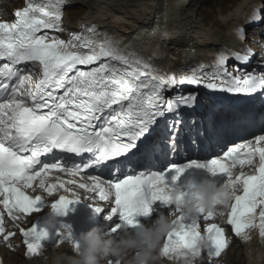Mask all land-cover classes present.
I'll return each mask as SVG.
<instances>
[{"label": "snow or ice", "instance_id": "1", "mask_svg": "<svg viewBox=\"0 0 264 264\" xmlns=\"http://www.w3.org/2000/svg\"><path fill=\"white\" fill-rule=\"evenodd\" d=\"M64 2L49 0L44 6L30 3L15 12V22H0V60L9 61L0 67V77L17 78L10 96L0 102V225L5 214L16 220L15 213L31 215L40 211L37 205L44 199L26 190L40 189L50 196L58 189L71 192V198L60 195L51 204L54 210L65 214L70 204L80 200L77 193L66 187L76 181L56 177V182L51 183L50 174L59 171L77 177L87 169H101L113 162L110 169L113 178L89 176L90 184H78L80 189L94 193L99 201L111 203L107 219L118 214L127 225H135V216L148 215L151 203L171 204L166 194L169 173H175L171 177L175 182L187 168H206L212 174L227 173L233 187L239 189L226 218L232 232L246 240L251 230L258 229L264 240V134L228 147L222 157L205 163L192 160L162 171H137L146 162L175 154L182 147L177 144L182 123L179 119L168 121L169 137L144 139L140 143L158 119L177 112L181 106H193L197 99L195 93H176L172 98H165L166 90L203 85L210 90L250 97L264 92V74H246L243 78L232 75L226 69L229 56L221 51L210 74L201 76L193 71L179 78H166L150 62L121 49L111 38L97 39L82 34L73 35L67 42L50 38L46 30H61ZM262 18L259 7L254 8L250 19ZM242 31L236 30L238 35ZM235 59L246 62L248 55L235 54ZM27 62L41 66V78L34 83L30 75H22L16 68ZM97 62L98 66L88 70L78 67L97 65ZM7 88L6 84L0 87V95ZM106 111L108 115H104ZM102 118L103 123L98 125ZM61 153L89 154V158L82 164L69 166L56 158ZM48 154H52L54 162H42L41 158ZM254 161L257 164L253 174L240 172L232 176L233 168L252 165ZM93 205L97 213L105 210ZM197 216V219L178 217L182 227L165 238L164 258L179 264H194L192 247L201 234L200 221L215 219L200 209ZM203 231L213 245L210 249H214L207 252L208 258L219 257L228 246L225 228L213 222ZM20 232L27 255H41L40 242L47 238V231H37L32 226L27 230L21 228ZM60 235L62 239L57 245L67 242L74 251L78 248L72 241L70 228L66 226V232Z\"/></svg>", "mask_w": 264, "mask_h": 264}, {"label": "clouds", "instance_id": "2", "mask_svg": "<svg viewBox=\"0 0 264 264\" xmlns=\"http://www.w3.org/2000/svg\"><path fill=\"white\" fill-rule=\"evenodd\" d=\"M234 169V168H233ZM232 169V176L237 174ZM167 196L175 210L160 212L151 225L137 228V235H133L123 228L119 237L102 233L99 227H93L79 236L78 248L74 255L57 252L46 264H163V245L167 235L182 227L179 216L197 219V210L215 218H223L231 208V204L239 189L233 187V181L220 186L204 180L195 185L172 187L167 189ZM43 198V197H42ZM44 199V198H43ZM62 214L52 207L41 218V228L52 230L57 218ZM257 239V243L264 245V240L248 236L245 243ZM207 232L201 233L194 241L192 251L195 258L212 247ZM247 264H264V252L256 246H250L246 251Z\"/></svg>", "mask_w": 264, "mask_h": 264}, {"label": "bare ground", "instance_id": "3", "mask_svg": "<svg viewBox=\"0 0 264 264\" xmlns=\"http://www.w3.org/2000/svg\"><path fill=\"white\" fill-rule=\"evenodd\" d=\"M138 1L136 7L133 2L128 4L137 9L135 15H139L140 10H143L136 22L131 21L126 23L124 15L126 14L128 17H132L134 14L131 13L130 10V12H128L126 9H121V4L112 2L106 4V8L103 9H101L102 7L96 10V7L89 9L91 11L87 14L89 15L87 16V20L94 18V21L100 28L109 29L108 31L110 33L121 31L123 36L132 37L137 28L143 27L149 21L153 20L155 16L160 18L163 16V19L168 22L171 38L173 39L172 43H183V47L190 51L194 49L195 52H201L207 49L212 43H220L217 39H222L221 42H226L229 38L232 39V34L228 33V37V34L203 29V26L200 23H195L193 20L194 12L192 8V0L187 4H184L183 0ZM239 1L241 4L245 3L247 5L254 2V0ZM74 2H76V4H81L85 8L95 4V0H74ZM183 54H186L185 51H183ZM245 127L246 126L243 125L241 126V129L245 130ZM236 170L244 173L248 172L247 169L243 170L241 167H236ZM244 245H248V243L244 242ZM246 251L247 249H245V252ZM238 258L239 255L237 256V259Z\"/></svg>", "mask_w": 264, "mask_h": 264}, {"label": "rangeland", "instance_id": "4", "mask_svg": "<svg viewBox=\"0 0 264 264\" xmlns=\"http://www.w3.org/2000/svg\"><path fill=\"white\" fill-rule=\"evenodd\" d=\"M13 1H17V0H13ZM96 0L95 4H93L91 6L90 9H92L93 7L96 8H106V4L108 3H119L121 4V9L123 10H127L128 12L131 11V13H133L134 15L132 17H128L126 16V14L124 15L125 21L126 23H129L131 21L136 22L139 15L141 14V12L143 10H140L139 15H135L137 9L136 7V3L139 2L138 0ZM148 0H144V2H147ZM224 1L225 3L221 4L220 6H218V3L220 2V0H193L192 1V8H193V12H194V22L195 23H200L203 26V29H211V30H216L218 32H222V30L217 29V27L215 26L217 23H222L223 21H225V19H223V16L229 17V16H235L232 15L233 13H236L238 8H242L241 2L238 0H221ZM134 3L135 7H131V5H128L129 3ZM130 7V8H129ZM230 7V10H228V8ZM130 10V11H129ZM84 11L85 8L82 6L77 7L76 9H74L73 11H71L69 13L70 17L73 18H80L83 17L84 15ZM198 14V15H197Z\"/></svg>", "mask_w": 264, "mask_h": 264}]
</instances>
